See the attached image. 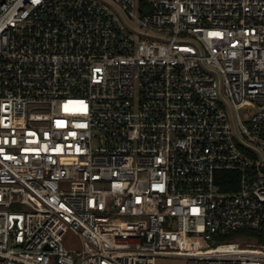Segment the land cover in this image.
Segmentation results:
<instances>
[{
  "label": "built area",
  "instance_id": "2783aa9c",
  "mask_svg": "<svg viewBox=\"0 0 264 264\" xmlns=\"http://www.w3.org/2000/svg\"><path fill=\"white\" fill-rule=\"evenodd\" d=\"M162 256L264 264V0H0V264Z\"/></svg>",
  "mask_w": 264,
  "mask_h": 264
},
{
  "label": "rangeland",
  "instance_id": "374dc122",
  "mask_svg": "<svg viewBox=\"0 0 264 264\" xmlns=\"http://www.w3.org/2000/svg\"><path fill=\"white\" fill-rule=\"evenodd\" d=\"M147 2V1H145ZM16 211H23V207H15ZM252 238H227L220 240L218 243H239L241 246L254 243ZM64 246L70 250H79L81 248V242L79 237L74 232H69L64 238ZM156 264H188V258L178 256H162L157 258Z\"/></svg>",
  "mask_w": 264,
  "mask_h": 264
},
{
  "label": "trees",
  "instance_id": "16d2710c",
  "mask_svg": "<svg viewBox=\"0 0 264 264\" xmlns=\"http://www.w3.org/2000/svg\"><path fill=\"white\" fill-rule=\"evenodd\" d=\"M147 0H140L141 4H145ZM216 183L220 189V191L223 192H232L238 189L239 187V175L236 172H228V171H221L216 173ZM239 235H244L241 233H233L228 237H225L222 240H225L227 238H237ZM245 236L247 238H254L255 234L253 233H246Z\"/></svg>",
  "mask_w": 264,
  "mask_h": 264
}]
</instances>
